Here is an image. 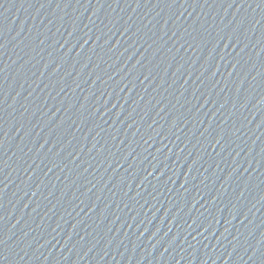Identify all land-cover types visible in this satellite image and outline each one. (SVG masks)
<instances>
[{"label": "water", "instance_id": "1", "mask_svg": "<svg viewBox=\"0 0 264 264\" xmlns=\"http://www.w3.org/2000/svg\"><path fill=\"white\" fill-rule=\"evenodd\" d=\"M0 264H264V0H0Z\"/></svg>", "mask_w": 264, "mask_h": 264}]
</instances>
